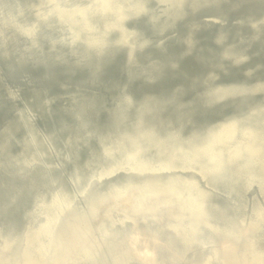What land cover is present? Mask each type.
Returning <instances> with one entry per match:
<instances>
[{
	"label": "water",
	"instance_id": "95a60500",
	"mask_svg": "<svg viewBox=\"0 0 264 264\" xmlns=\"http://www.w3.org/2000/svg\"><path fill=\"white\" fill-rule=\"evenodd\" d=\"M248 2H0V60L37 66L51 51L47 58L53 63L73 61L85 67L92 57L103 59L111 51L124 50L126 66L133 69L148 48L164 49L175 40V27L190 17L195 19L191 24L195 32L249 26L252 35L237 40L248 48L263 34L264 11L245 18L229 14ZM221 7L223 13L204 12ZM142 19L154 29L153 37L133 26ZM225 40L222 37L216 43ZM196 43L194 34L188 40V54ZM45 45L50 50H44ZM232 57L225 59L237 66L251 54L245 51ZM244 73L250 76L254 71ZM218 76L211 73L208 78L215 81ZM11 79L18 83H10ZM0 80L4 90L0 107L5 102L16 105L17 126L26 130L20 138L0 128V137L6 138L0 145V174L17 184L0 181V196L13 189L6 201L0 198V264H264V107L213 124L203 138V134L182 135L187 121L165 136L146 130L141 121L131 123L136 129L132 134L101 142L100 161H89L78 173L67 171L76 155L68 149L71 141L65 138L58 147L56 134L37 127L41 116L28 104L32 99L22 97L23 89L33 86L27 73L0 66ZM255 94L264 98V82L218 85L208 94L207 107ZM66 98L60 100L64 103ZM54 101L43 100L48 112ZM125 103L131 106L129 97ZM147 113L141 112V119ZM93 138L87 132L79 143L85 145ZM9 146L25 149L27 156H10ZM54 174H60L63 183ZM22 184H28L27 188ZM129 196L133 206L126 213L121 203ZM22 197L29 204L20 214L22 227L15 232L6 224V216L14 209L19 214ZM175 207L179 212H174ZM162 211L169 220H162Z\"/></svg>",
	"mask_w": 264,
	"mask_h": 264
},
{
	"label": "bare ground",
	"instance_id": "6f19581e",
	"mask_svg": "<svg viewBox=\"0 0 264 264\" xmlns=\"http://www.w3.org/2000/svg\"><path fill=\"white\" fill-rule=\"evenodd\" d=\"M11 1L0 0L2 4ZM16 1L22 5L28 2L39 3V0ZM248 1L247 5L229 14H238L245 18L256 17L264 11V3ZM224 11L225 8L221 7L218 11L208 9L204 12L217 14ZM194 21L195 19L190 17L178 23L175 27L176 39L168 42L164 49L148 48L138 57V66L133 69L126 66L124 50L111 51L112 54L103 59L92 57L85 67H78L73 61L53 63L47 58L51 57V51L47 52L46 58H42V65H18L14 60L3 59L0 60V66L27 73L31 82L33 81V86L24 88L22 97L26 101L32 99L28 104L39 112L41 119L37 127L48 135L56 134L58 147L65 138L71 141L68 149L76 155L68 164L67 171L81 173L89 161H100L101 142L122 133L132 134L136 129L129 125L131 123L141 121L142 125L147 127L146 130L151 129L157 135L165 136L170 129H177L187 121L183 124L185 126L181 130L182 135L203 134V138L209 129H212L213 124L237 119L247 115L253 108L264 107L261 94L237 97L223 104L207 107L210 99L208 94L218 85L239 87L264 82V31L260 40L251 43L247 48L237 43V40L241 35H252L253 31L249 26H231L227 30L213 27L195 32L191 27ZM133 26L148 37L154 36L155 31L151 30L146 19L134 23ZM194 34L197 43L194 51L188 54V40ZM222 37L226 40L217 44L216 41ZM44 50H50V47L45 45ZM245 51L251 54V58L243 64L235 66L231 60L225 59V56L236 57ZM149 62L152 64L148 65ZM248 70L254 73L246 76L244 72ZM211 73L219 74L218 79L210 80L208 76ZM147 77H151V81H148ZM11 82L16 84L18 80L11 79ZM3 95L0 80V98ZM65 97L67 98L63 103L60 99ZM125 97L131 100L129 108L126 107ZM45 98L55 99L49 112L43 106ZM15 108L17 106L9 102L0 107V128L23 138L26 130L17 126V117L13 112ZM145 111L148 113L141 119L140 114ZM122 116L126 117L122 119ZM87 132L94 138L81 145L79 140H82ZM5 140L6 138L0 137V145L5 143ZM7 153L10 156L21 153L24 154L22 156H27L25 149L16 146H9ZM8 169L14 168L8 166ZM59 175L54 174L53 177L63 183ZM33 179L37 180V176L34 175ZM0 181L17 186L3 174H0ZM27 186L28 184L21 185L24 189ZM12 193L13 189H6L0 198L6 201ZM28 204L29 200L22 197L18 207L22 208L19 214L14 209L6 216V224L11 225L13 231L21 229L20 214ZM132 206L133 198L130 196L121 203L126 213ZM174 212L179 210L175 207ZM162 213V220H169L168 214L164 211ZM98 235L99 232L96 237ZM162 239L166 240L163 236ZM144 241L148 248L151 247L149 241Z\"/></svg>",
	"mask_w": 264,
	"mask_h": 264
}]
</instances>
